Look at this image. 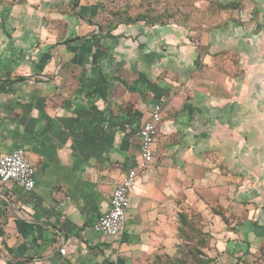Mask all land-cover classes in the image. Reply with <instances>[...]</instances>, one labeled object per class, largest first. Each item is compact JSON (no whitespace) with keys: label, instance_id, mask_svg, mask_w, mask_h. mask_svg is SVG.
<instances>
[{"label":"crops","instance_id":"crops-1","mask_svg":"<svg viewBox=\"0 0 264 264\" xmlns=\"http://www.w3.org/2000/svg\"><path fill=\"white\" fill-rule=\"evenodd\" d=\"M100 1L0 0V158L35 171L30 192L0 184V264H151L187 208L226 214L230 190L264 248V0H117L150 17L111 25ZM155 105L122 233H93Z\"/></svg>","mask_w":264,"mask_h":264},{"label":"rangeland","instance_id":"rangeland-1","mask_svg":"<svg viewBox=\"0 0 264 264\" xmlns=\"http://www.w3.org/2000/svg\"><path fill=\"white\" fill-rule=\"evenodd\" d=\"M116 1L102 0L98 2L101 7L106 6V8L103 7L104 15H102L100 23H104V25L129 24L135 22L136 19L142 20L150 17L141 14L132 17L128 15L127 10L116 11ZM128 2L125 0L124 3ZM124 8H128V6ZM174 10L175 8L170 5L169 13L171 15L174 14ZM102 28V32L109 29L107 35L112 29V27ZM236 179H239V176ZM230 191L227 195L229 204L226 214L224 207L219 204H208L199 212L196 209L187 208L184 211V216H186L188 226L179 225L178 239L175 240L173 247L167 252L160 250L154 254L151 264H262L264 248L261 246L262 248L258 251L253 241H247L244 234L239 236L240 230H244V222L239 213L240 208L245 206L238 197L239 192L235 197L234 190ZM206 194H211L210 199L212 198V193ZM212 214L219 217L215 224Z\"/></svg>","mask_w":264,"mask_h":264},{"label":"built area","instance_id":"built-area-1","mask_svg":"<svg viewBox=\"0 0 264 264\" xmlns=\"http://www.w3.org/2000/svg\"><path fill=\"white\" fill-rule=\"evenodd\" d=\"M161 120V107L155 105L149 119L138 132L140 143L137 169L128 170L114 187L109 199L108 212L100 216L89 228L93 233L109 237L121 235L138 174L146 170L153 162V146ZM34 175V169L26 161L21 150L13 151L0 158V184H15L24 191L30 192L34 188ZM60 254L64 255L65 251L60 250Z\"/></svg>","mask_w":264,"mask_h":264},{"label":"trees","instance_id":"trees-1","mask_svg":"<svg viewBox=\"0 0 264 264\" xmlns=\"http://www.w3.org/2000/svg\"><path fill=\"white\" fill-rule=\"evenodd\" d=\"M138 21H140V20H137V19H136L135 22H138ZM179 222H180V224H181L182 227H187V226H188V224H187V222H186V216H184V215H181V216H180V220H179Z\"/></svg>","mask_w":264,"mask_h":264}]
</instances>
